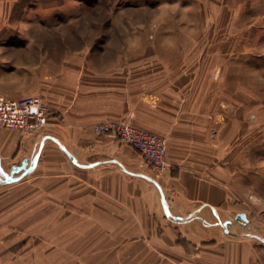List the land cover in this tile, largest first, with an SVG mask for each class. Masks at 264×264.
Returning a JSON list of instances; mask_svg holds the SVG:
<instances>
[{
  "label": "crops",
  "instance_id": "obj_1",
  "mask_svg": "<svg viewBox=\"0 0 264 264\" xmlns=\"http://www.w3.org/2000/svg\"><path fill=\"white\" fill-rule=\"evenodd\" d=\"M53 12L54 0H0V94L49 107L33 131L0 128V264H264V236L230 227L232 196L247 192L248 98L230 61L55 70L19 41ZM103 120L165 137L167 170L96 133Z\"/></svg>",
  "mask_w": 264,
  "mask_h": 264
},
{
  "label": "rangeland",
  "instance_id": "obj_2",
  "mask_svg": "<svg viewBox=\"0 0 264 264\" xmlns=\"http://www.w3.org/2000/svg\"><path fill=\"white\" fill-rule=\"evenodd\" d=\"M46 15L28 21L31 42L19 41L55 70L63 61H230L231 89L248 92L240 164L247 192L232 196L240 209L230 227L264 236V0H54Z\"/></svg>",
  "mask_w": 264,
  "mask_h": 264
},
{
  "label": "built area",
  "instance_id": "obj_3",
  "mask_svg": "<svg viewBox=\"0 0 264 264\" xmlns=\"http://www.w3.org/2000/svg\"><path fill=\"white\" fill-rule=\"evenodd\" d=\"M49 107L38 95L7 98L0 94V128L33 131L48 123ZM94 131L110 135L137 150L144 163L157 174L167 170L166 138L126 120H103Z\"/></svg>",
  "mask_w": 264,
  "mask_h": 264
},
{
  "label": "water",
  "instance_id": "obj_4",
  "mask_svg": "<svg viewBox=\"0 0 264 264\" xmlns=\"http://www.w3.org/2000/svg\"><path fill=\"white\" fill-rule=\"evenodd\" d=\"M238 216L241 217V218H243V219L246 218L244 212H238V213L236 214V217H238ZM173 217H174V218H177L176 216H173ZM229 221H230L229 219L224 220L222 224H223L224 226H226L227 223H228Z\"/></svg>",
  "mask_w": 264,
  "mask_h": 264
}]
</instances>
